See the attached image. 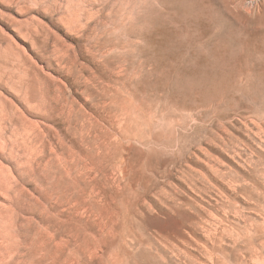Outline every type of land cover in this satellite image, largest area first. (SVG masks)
I'll return each instance as SVG.
<instances>
[{
    "label": "rangeland",
    "instance_id": "rangeland-1",
    "mask_svg": "<svg viewBox=\"0 0 264 264\" xmlns=\"http://www.w3.org/2000/svg\"><path fill=\"white\" fill-rule=\"evenodd\" d=\"M12 185L53 264H264V0H0Z\"/></svg>",
    "mask_w": 264,
    "mask_h": 264
},
{
    "label": "bare ground",
    "instance_id": "bare-ground-1",
    "mask_svg": "<svg viewBox=\"0 0 264 264\" xmlns=\"http://www.w3.org/2000/svg\"><path fill=\"white\" fill-rule=\"evenodd\" d=\"M92 154L95 155L91 152V158L95 157ZM17 191L14 185L2 189L8 204L0 207V248L2 247L1 243H5L3 244L5 249L9 250L14 256H23L24 259L17 261L15 264H53L56 259L53 255L55 252H52L49 235L46 233L39 234L37 231H30L29 233L24 230L19 221V211L16 206L18 200L15 201L16 198L14 197L15 194L19 195Z\"/></svg>",
    "mask_w": 264,
    "mask_h": 264
}]
</instances>
